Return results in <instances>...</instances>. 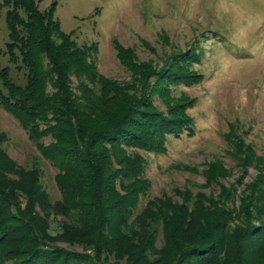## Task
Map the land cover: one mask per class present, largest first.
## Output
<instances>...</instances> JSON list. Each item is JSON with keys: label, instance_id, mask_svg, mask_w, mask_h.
I'll return each mask as SVG.
<instances>
[{"label": "trees", "instance_id": "trees-1", "mask_svg": "<svg viewBox=\"0 0 264 264\" xmlns=\"http://www.w3.org/2000/svg\"><path fill=\"white\" fill-rule=\"evenodd\" d=\"M55 5L40 9L35 0H0L9 28L3 54L16 71L14 77L9 65L0 66V106L56 167L61 193L52 201L37 169L30 171L28 184L6 178V173L21 177L25 169L0 149L10 161L0 162V212L7 215L0 219V248L29 244L7 249L14 264H155L168 253L177 256L173 264H264L262 174L236 211L244 223L233 228L228 221L235 214L218 207L219 201L208 205L199 197L193 203L185 193V203L163 197L137 211L150 182L142 176L141 160L126 148L161 151L167 134L190 130V118L177 108L165 113L142 99L134 101L99 75L88 61L95 46L78 45L72 32L61 30ZM191 55L187 50L177 58L188 61ZM172 73L171 80L189 76L183 70ZM43 137L50 140L43 143ZM238 148L243 152V143ZM51 216L60 218L51 221ZM53 240L81 250L55 246Z\"/></svg>", "mask_w": 264, "mask_h": 264}, {"label": "rangeland", "instance_id": "rangeland-1", "mask_svg": "<svg viewBox=\"0 0 264 264\" xmlns=\"http://www.w3.org/2000/svg\"><path fill=\"white\" fill-rule=\"evenodd\" d=\"M35 1L40 9L56 2L54 16L61 30L72 32L78 45L95 46L88 61L105 80L134 101L142 99L165 113L177 108L190 118V130L167 134L161 151L126 148L141 160L142 176L150 182L137 211L151 208L153 201L163 197L185 203L181 197L185 193L193 203L199 197L208 205L219 201L218 207L235 214L229 227L242 225L236 211L253 192L257 177L264 175V0ZM8 36L5 9L0 6V66L9 65L15 77L16 71L3 54ZM187 50L193 55L188 61L177 58ZM181 70L189 76L171 80L169 75ZM1 134L5 139H0L2 152L15 161V167L25 169L21 177L6 173V178L28 184L30 171L37 169L41 188L52 201L59 199L56 167L42 156L13 114L0 106ZM49 140L41 139L43 143ZM242 143L248 148L240 152ZM0 162L10 165L2 154ZM178 190L183 193L176 194ZM3 212L0 219L4 220ZM40 214L47 219L43 211ZM53 224L52 234L57 230ZM53 243L71 247L63 241ZM28 245L12 242L2 246L1 264L15 262L8 248ZM162 245L160 234L156 247ZM71 248L81 250L77 245ZM248 257L254 260L251 253ZM176 259L168 253L155 264H173Z\"/></svg>", "mask_w": 264, "mask_h": 264}]
</instances>
